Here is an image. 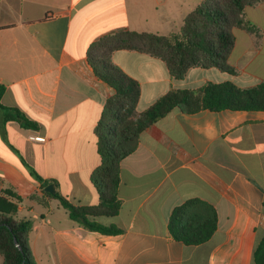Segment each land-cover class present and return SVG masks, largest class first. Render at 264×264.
Returning <instances> with one entry per match:
<instances>
[{"label":"crops","instance_id":"crops-1","mask_svg":"<svg viewBox=\"0 0 264 264\" xmlns=\"http://www.w3.org/2000/svg\"><path fill=\"white\" fill-rule=\"evenodd\" d=\"M201 1L0 0V103L37 124V130L0 124V192L8 187L21 198L14 219L31 225L36 264H251L264 230V111L174 109L148 126L120 162L118 214L90 218L121 231L115 235L70 219L23 164L74 206H96L94 128L113 90L88 64L90 45L122 31L167 35ZM245 15L257 33L232 30L227 63L235 74L194 67L176 80L159 59L115 51L112 62L140 85L136 111L170 90L264 82V0ZM32 133L47 142L27 141ZM192 199L215 209L217 228L205 243L186 246L170 234L168 221Z\"/></svg>","mask_w":264,"mask_h":264},{"label":"trees","instance_id":"trees-1","mask_svg":"<svg viewBox=\"0 0 264 264\" xmlns=\"http://www.w3.org/2000/svg\"><path fill=\"white\" fill-rule=\"evenodd\" d=\"M263 0H202L184 18L181 27L167 35L147 32L122 31L101 37L87 51V61L94 75L107 84L113 94L107 98L99 121L94 128L99 165L91 174L100 200L93 207H76L55 192L48 196L59 201L70 219L89 231L106 235L121 231L104 227L90 218L113 217L118 214L120 162L137 148L140 134L169 112L176 109L183 114L202 110L218 112L264 111V82L241 88L232 82H208L198 90H170L142 112L136 111L140 97L139 83L127 76L112 62L118 50L136 51L161 60L171 78L181 80L190 68H216L220 72L235 74L228 63L234 46V28L257 33L256 26L247 20L245 10ZM5 87L0 84V100ZM17 122L22 128L37 130V124L28 120L17 108L0 103V124ZM35 181L45 184L34 169L24 163ZM20 197L10 188L0 192V256L2 264H36L29 249L31 225L17 221L14 215ZM264 213V203H263ZM217 228L215 209L200 200H187L176 207L168 221L170 234L186 246L208 241ZM15 241L20 248L16 247ZM251 264H264V230L255 243Z\"/></svg>","mask_w":264,"mask_h":264},{"label":"built area","instance_id":"built-area-1","mask_svg":"<svg viewBox=\"0 0 264 264\" xmlns=\"http://www.w3.org/2000/svg\"><path fill=\"white\" fill-rule=\"evenodd\" d=\"M27 141L33 142V143H38V144H45L47 142L45 137L34 134V133L27 136Z\"/></svg>","mask_w":264,"mask_h":264},{"label":"water","instance_id":"water-1","mask_svg":"<svg viewBox=\"0 0 264 264\" xmlns=\"http://www.w3.org/2000/svg\"><path fill=\"white\" fill-rule=\"evenodd\" d=\"M44 191L48 192L50 194H54L55 193V188H54V186L52 184H49V185H47L44 188ZM15 245H16V247L20 248L16 241H15Z\"/></svg>","mask_w":264,"mask_h":264},{"label":"rangeland","instance_id":"rangeland-1","mask_svg":"<svg viewBox=\"0 0 264 264\" xmlns=\"http://www.w3.org/2000/svg\"><path fill=\"white\" fill-rule=\"evenodd\" d=\"M169 4H170V2L167 1V2H166V7H167V6H170ZM172 25H173V24H172Z\"/></svg>","mask_w":264,"mask_h":264}]
</instances>
